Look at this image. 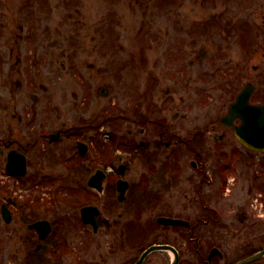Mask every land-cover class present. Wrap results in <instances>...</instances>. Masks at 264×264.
I'll return each mask as SVG.
<instances>
[{"label": "rangeland", "instance_id": "rangeland-1", "mask_svg": "<svg viewBox=\"0 0 264 264\" xmlns=\"http://www.w3.org/2000/svg\"><path fill=\"white\" fill-rule=\"evenodd\" d=\"M8 20L25 26L20 47L27 57L28 81L47 87L46 91L36 90V104L28 96L24 98L27 104L40 115L39 108L52 123L80 126L90 122V132L76 127L74 138L89 136L93 153L99 149V159L112 174L120 164L127 166L123 178L129 188L124 202H117L116 193L113 198L104 193L92 202L105 213L113 212L111 219L123 212L130 224L138 214L137 231L145 239L142 230L151 227V217L168 211L176 197L181 205L186 201L183 196L214 197L226 195L228 189V196L236 197L240 204L264 195V164L232 159L237 144L230 134L223 139L225 163L236 164L227 180L214 167L218 118L234 93L250 79L259 85L252 98L264 97L260 79L264 78V0H0V27ZM6 34L2 28L1 53L10 42ZM175 112L179 116L171 128L177 136H165L161 143V128L155 127ZM147 118L155 119L156 124L143 123ZM136 120L146 130L143 134L136 132ZM192 161L203 165L205 172L193 169ZM51 162L39 170L33 168L30 182L11 187L38 205L35 212L39 216L54 219V210H63L67 203L44 202L47 198L41 197L49 195L41 187L67 178L66 173L77 180L82 171L78 166L68 171ZM160 196L164 200L154 203V197ZM165 196L173 199L165 200ZM23 206L15 202V219L9 224L0 221V264L18 252L21 260L17 264H55L47 257L43 261L36 258L35 242L19 240V234H26L25 225L20 226L25 218ZM55 216L67 223L61 213ZM52 248L50 245V251Z\"/></svg>", "mask_w": 264, "mask_h": 264}, {"label": "flooded vegetation", "instance_id": "flooded-vegetation-1", "mask_svg": "<svg viewBox=\"0 0 264 264\" xmlns=\"http://www.w3.org/2000/svg\"><path fill=\"white\" fill-rule=\"evenodd\" d=\"M12 22V20H8L2 26L7 32L6 35L10 42L5 45L4 51L0 52V221L3 220L5 207L11 213V222L15 219L17 212L12 205L19 201L13 197L11 185L15 183L24 185V182L31 180L33 168L39 170L53 161L54 164L68 169V171H72L75 166H78V169L82 171L77 180L73 177L68 178L71 173H66V179L58 178V187L66 188L68 186L70 195L51 198V202L56 201L55 205L67 203L66 206H63V210L59 207L56 211L54 210V214H52L54 219L39 216L35 212L38 210V205L32 208L29 205L23 207L22 214L25 218L20 226L25 225L23 230L25 229L26 234H19V240L25 238L27 243L35 242L33 253L37 255L36 258L43 261L47 257L53 262L55 261V264H264V195L262 194L259 199H255V202L254 198H251L240 204H236V197L228 196V189H226V195L219 194L214 197L201 194L183 196V200L185 199L188 205H185L184 201L180 205L178 197H176L177 202L173 201L171 204L174 206L170 205L168 211L155 212L151 217L149 222L151 227L142 230L147 234L145 239L141 238V233L137 231L136 224L138 225L140 220L138 214L131 218L134 220L132 223L127 224L128 220L125 219L123 212H118L116 217L111 219L109 216L113 212L105 213L98 206L109 224L106 227H99L97 230H94L92 226L85 225L80 218L81 208L95 205L92 203L93 200L100 199L99 197H102L104 193H109L113 198L116 182L110 180L109 175L106 174V179L103 182V195H98L88 187L92 171L102 170L106 164L99 159L96 148L94 150L97 157L94 156L89 136L77 140L74 138V133L77 131L76 127L89 128L93 124L88 122V124L79 126L69 125L66 121L52 123L50 117L44 118L39 108L40 115L33 106H29L25 101L24 98L28 96L33 103H38V96L33 97L36 95V90L40 87L41 90L43 89L42 91H46L47 87L41 83L36 84L28 81L27 57L24 56L22 47H20L25 37V26L22 22L18 25H14ZM2 28L0 27V33ZM33 32L31 30V35ZM247 77L251 78V75L248 74ZM260 79L263 83L264 78L260 77ZM247 81L252 82L250 79ZM256 91H258L257 87ZM236 93L233 95V100ZM253 94L250 100L252 103H264V97L252 99ZM31 112L34 114L31 115ZM147 120L143 123L156 124L155 119L154 122L152 118H147ZM173 120L175 119L172 116L170 120L162 121L160 127H155V129L161 128L158 132L161 143L165 136L169 139L177 136L171 128ZM104 121L101 120L102 123ZM240 122L238 118L230 122L227 121L231 125V128H227L221 123L219 117L215 133H219L218 138L225 139L229 134L233 135L234 127L240 125ZM134 123L138 125L136 127L138 134H143L146 131L143 126L139 125V120ZM47 127L50 129L47 130ZM86 128H84L85 131ZM90 130L91 128L88 132ZM78 141L85 145L84 154L79 153ZM164 143L166 146L170 145V141H164ZM68 149L70 150L66 151ZM240 152L243 153V157L236 153V150L230 157L232 159L235 157V160L238 159L240 162L248 160L251 164L256 162L257 166H263L264 155L257 158L258 154L255 152L249 150H240ZM21 156L25 159L26 171L20 182L10 173L8 166L11 165V169L22 170ZM200 156L198 152L196 158L199 159ZM251 158L255 161H252ZM225 159L223 153L221 159L223 163L216 162L214 165L221 174L230 172L236 164L225 163ZM194 166L199 169L198 172H205L204 168L201 169L204 167L203 165L194 164ZM203 176L201 174L202 178H204ZM46 180L49 181V179ZM39 182L44 181L40 179ZM52 187L53 184L48 187L47 185L42 186L47 191ZM200 190L198 189L199 192ZM222 190H224L223 187ZM172 199L173 196H165V200ZM163 200L164 196L154 197L155 202H153L159 203ZM192 204L196 206L190 207ZM235 205H237V209H235ZM190 209L191 211H189ZM31 211L34 213L31 215L27 213ZM59 213L67 218V223L59 222L58 217L55 216ZM162 218L180 220L181 222L166 221L167 224H165L161 222ZM33 219L35 220L32 221ZM45 219L50 221L51 232L44 240H39L37 235L41 236V234L32 230L30 226L35 221ZM129 225L131 227H127ZM9 231L8 234H11V229ZM100 237H103L102 241L100 240L101 243H95L94 241ZM143 242L145 243L143 244ZM50 245L53 247L51 251ZM152 247L158 248L152 249ZM45 249L49 250L43 254ZM150 249L152 250L141 260L142 255ZM19 260H21L20 252L14 255L9 254L4 262L5 264H17Z\"/></svg>", "mask_w": 264, "mask_h": 264}, {"label": "water", "instance_id": "water-1", "mask_svg": "<svg viewBox=\"0 0 264 264\" xmlns=\"http://www.w3.org/2000/svg\"><path fill=\"white\" fill-rule=\"evenodd\" d=\"M253 91L252 86H246L237 97V101L229 106L230 115H238L244 122V128L246 131H250L249 141L256 143V146H262L264 150V106L260 105H249L248 98L250 93ZM241 112V113H240ZM239 140L250 148H255L253 145L247 143L241 138L240 134H237ZM97 178V177H96ZM95 178H93V181ZM94 187L100 190V185L93 183ZM126 184L123 182L119 183V190L121 191L120 200L125 190ZM97 214V212H96ZM92 217L88 216V218ZM101 223H105L101 221ZM33 227L37 228L39 232L44 234L48 231L47 225L37 223Z\"/></svg>", "mask_w": 264, "mask_h": 264}]
</instances>
